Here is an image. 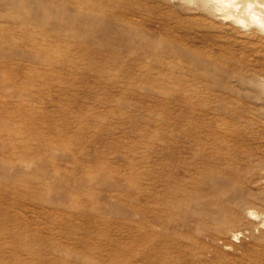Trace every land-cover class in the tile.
<instances>
[{
  "label": "rangeland",
  "instance_id": "obj_1",
  "mask_svg": "<svg viewBox=\"0 0 264 264\" xmlns=\"http://www.w3.org/2000/svg\"><path fill=\"white\" fill-rule=\"evenodd\" d=\"M0 264H264V30L0 0Z\"/></svg>",
  "mask_w": 264,
  "mask_h": 264
},
{
  "label": "bare ground",
  "instance_id": "obj_2",
  "mask_svg": "<svg viewBox=\"0 0 264 264\" xmlns=\"http://www.w3.org/2000/svg\"><path fill=\"white\" fill-rule=\"evenodd\" d=\"M213 2L218 11H222L231 20L244 26L254 24L264 30V2L258 0H213Z\"/></svg>",
  "mask_w": 264,
  "mask_h": 264
}]
</instances>
